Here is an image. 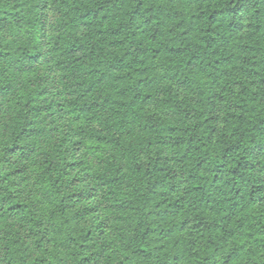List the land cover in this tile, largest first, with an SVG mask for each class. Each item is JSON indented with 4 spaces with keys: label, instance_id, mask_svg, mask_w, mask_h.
Listing matches in <instances>:
<instances>
[{
    "label": "trees",
    "instance_id": "1",
    "mask_svg": "<svg viewBox=\"0 0 264 264\" xmlns=\"http://www.w3.org/2000/svg\"><path fill=\"white\" fill-rule=\"evenodd\" d=\"M0 264H264V0H0Z\"/></svg>",
    "mask_w": 264,
    "mask_h": 264
}]
</instances>
